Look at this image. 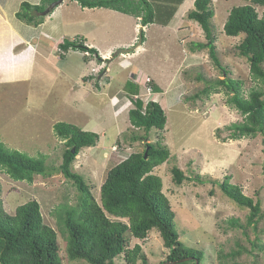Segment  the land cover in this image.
Wrapping results in <instances>:
<instances>
[{"label":"rangeland","instance_id":"374dc122","mask_svg":"<svg viewBox=\"0 0 264 264\" xmlns=\"http://www.w3.org/2000/svg\"><path fill=\"white\" fill-rule=\"evenodd\" d=\"M73 1L60 3L61 7L68 5L60 17H72L68 25L61 26L57 15H51L41 34L50 33L56 44L58 40L82 39L85 46L96 48V44L85 43L87 38L106 50L99 52L96 48L99 61L78 48H70L60 59L61 50L51 44L38 52L37 64L30 72L26 70L23 75V70L17 69L0 74V141L7 149L41 158L54 169L47 176L35 174L28 182L13 179L0 167L2 211L13 215L17 206L36 200L42 222L56 233L61 263L89 264L84 259H70L66 252L67 232L58 209L74 205L78 191L58 171L66 146L65 140L55 134L54 124L70 123L97 133L96 144L80 149L71 164L89 184L97 203L107 171L129 154L142 151L145 142L159 140L170 155L152 173L160 176L162 192L175 211L180 240L202 251L199 264H264V216L256 227H232L228 219L238 218L244 223L248 209L228 198L219 187V182L230 175L229 181L259 199L264 211V143L260 134L228 139L225 127L242 120L240 112L227 104L230 93L221 85L202 92L209 79L226 74L214 64L208 46L192 50L191 42H208L198 22L187 16L194 0H181L167 25L151 23L142 28L140 17L102 7L85 9ZM250 2L212 0L217 56L228 76L242 81L245 97L251 89L264 91V82L251 77L248 62L236 53L235 45L242 35H226L223 24L233 6ZM254 6L261 15L264 6ZM140 29L144 30V40L137 44ZM80 32H85L84 39ZM129 39L131 43L126 45ZM131 46L134 48L129 53L120 50ZM129 81L138 85L137 92H131ZM154 85L160 92H152ZM136 98L158 101L166 116L164 129H150L143 141L131 138L145 134L143 129L133 128L128 119L131 101ZM174 165L187 177L180 185L172 180ZM127 237L128 247L140 245L147 264H159L168 253L156 229L144 239ZM252 241L262 247H253ZM238 250L235 256L229 255ZM115 264H126L123 256L116 258ZM136 264L142 263L138 260Z\"/></svg>","mask_w":264,"mask_h":264},{"label":"trees","instance_id":"16d2710c","mask_svg":"<svg viewBox=\"0 0 264 264\" xmlns=\"http://www.w3.org/2000/svg\"><path fill=\"white\" fill-rule=\"evenodd\" d=\"M55 0H41L31 4L23 1L16 16L28 24H40L42 11ZM85 8H108L124 14L140 17L141 28L158 23L167 25L181 0H75ZM254 5L264 6V0H251L250 3L233 6L223 24V31L228 36L242 35L235 45L236 53L244 57L249 65L252 78L264 82V10L259 15ZM190 19L198 22L207 43L195 41L192 50L209 47V55L226 77L209 79L208 89L216 85L225 88L230 96L227 104L242 115V120L233 122L225 128L229 131L228 139L255 137L260 134L264 143V91L251 89L248 96H243L242 81L228 76L215 49L212 17L214 8L212 0H194L193 8L187 12ZM139 37L144 40V30L140 29ZM60 58L70 49L78 48L90 52L101 60L94 47H87L83 41L63 40L58 44ZM199 79H202L200 76ZM131 92H137L138 85L128 83ZM153 93L160 92L157 85ZM133 98V97H132ZM133 107L128 111V119L136 130L143 129L145 134L131 136L132 140H146L150 129H164L166 116L160 103L149 99L144 102L136 98L131 101ZM55 134L65 140L66 146L58 171L70 180L78 191L74 205L63 206L60 210L62 224L67 232L66 252L70 259H84L89 264H115V259L123 256L126 264H136L138 260L147 264V258L139 244L128 247L127 235L144 239L151 229L159 231L168 253L159 264H194L200 262L203 253L200 249L186 246L179 238L175 227V211L168 198L162 192L160 176L152 173L154 167L169 158L166 145L156 142H145L144 149L129 154L125 159L112 166L100 186V203H97L89 184L83 176L72 170L71 164L80 149L94 146L99 137L97 133L84 131L77 126L57 122L53 126ZM73 149V151H72ZM0 167L13 179L33 180V175L47 176L54 169L45 165L44 160L30 157L17 150H9L0 141ZM172 180L180 185L186 175L176 165L171 168ZM196 180L202 182L199 177ZM226 175L220 182L222 193L236 204L246 207L248 214L242 223L238 218H230L232 227L245 229L249 225L256 227L264 216L259 199L243 193L241 187L229 181ZM215 181L212 183L215 184ZM125 219V220H123ZM253 247L262 246L251 242ZM253 248L249 249V252ZM240 251H232L235 256ZM187 258L182 261L181 259ZM175 261V262H174ZM0 264H62L59 256V245L55 231L42 222L39 203L30 200L16 207L13 215L0 208ZM238 264V263H234Z\"/></svg>","mask_w":264,"mask_h":264},{"label":"crops","instance_id":"0c3cea01","mask_svg":"<svg viewBox=\"0 0 264 264\" xmlns=\"http://www.w3.org/2000/svg\"><path fill=\"white\" fill-rule=\"evenodd\" d=\"M23 1L36 4L41 0H0V74L6 73L8 70L17 69V71L23 70V75L26 74V70H29L28 72H30L37 64V58L39 57L38 52L40 53L44 47L46 48L51 44H59L60 40H58L56 44L55 40L50 37V33H48L47 36H44L40 32L48 19L50 20L51 15H57L58 22L61 26L68 25L67 23L72 20V17L60 20L63 13L62 10L68 6L67 4H64V6L61 7V4L67 1L63 0L62 3L53 10L52 14L44 16V21L38 24V26L28 24L16 16V12L19 10ZM73 2L78 4L76 1ZM96 31L98 32V29H96ZM79 34H81L83 39L85 38L84 36H86L85 32H80ZM85 41V43L89 45L95 46L96 44V48L99 52L106 50V48L99 47L95 42H89L87 38ZM122 41L125 42V40ZM128 43H131V39L126 41V45ZM114 46V42L111 43L110 47L112 48ZM65 55L66 53L64 54V57H66Z\"/></svg>","mask_w":264,"mask_h":264},{"label":"water","instance_id":"95a60500","mask_svg":"<svg viewBox=\"0 0 264 264\" xmlns=\"http://www.w3.org/2000/svg\"><path fill=\"white\" fill-rule=\"evenodd\" d=\"M62 2V0H55L53 2L50 3V5L48 6V8H46L44 11H43V15H46L47 13H49L51 10H53L57 5H59L60 3ZM141 38L139 37L138 39V42L137 44H141ZM133 46L129 47V48H125V49H120L121 52H124V53H129L133 50ZM116 53H120L119 51H117ZM73 151V149H72ZM187 258H184V259H181V260H178V261H182V260H185ZM175 262V261H174ZM195 264H198V260L195 261Z\"/></svg>","mask_w":264,"mask_h":264},{"label":"clouds","instance_id":"9594fccd","mask_svg":"<svg viewBox=\"0 0 264 264\" xmlns=\"http://www.w3.org/2000/svg\"><path fill=\"white\" fill-rule=\"evenodd\" d=\"M198 264H199V261H198Z\"/></svg>","mask_w":264,"mask_h":264},{"label":"built area","instance_id":"2783aa9c","mask_svg":"<svg viewBox=\"0 0 264 264\" xmlns=\"http://www.w3.org/2000/svg\"><path fill=\"white\" fill-rule=\"evenodd\" d=\"M149 81V80H148ZM147 82V81H146Z\"/></svg>","mask_w":264,"mask_h":264}]
</instances>
